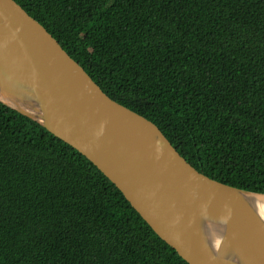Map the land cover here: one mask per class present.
<instances>
[{"label":"trees","instance_id":"1","mask_svg":"<svg viewBox=\"0 0 264 264\" xmlns=\"http://www.w3.org/2000/svg\"><path fill=\"white\" fill-rule=\"evenodd\" d=\"M200 173L264 194V0H15ZM0 264H189L84 155L0 102Z\"/></svg>","mask_w":264,"mask_h":264},{"label":"water","instance_id":"2","mask_svg":"<svg viewBox=\"0 0 264 264\" xmlns=\"http://www.w3.org/2000/svg\"><path fill=\"white\" fill-rule=\"evenodd\" d=\"M0 102L84 155L189 264H264V194L200 173L15 0H0ZM241 229L260 249L234 250L228 234Z\"/></svg>","mask_w":264,"mask_h":264},{"label":"bare ground","instance_id":"3","mask_svg":"<svg viewBox=\"0 0 264 264\" xmlns=\"http://www.w3.org/2000/svg\"><path fill=\"white\" fill-rule=\"evenodd\" d=\"M17 107H19V105H17ZM233 232L235 233L233 235L228 234V237L230 238L232 247L236 252L246 254L260 249L259 243L250 231L241 229Z\"/></svg>","mask_w":264,"mask_h":264}]
</instances>
